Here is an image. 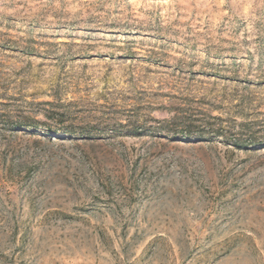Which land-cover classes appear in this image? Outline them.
Instances as JSON below:
<instances>
[{
    "label": "rangeland",
    "instance_id": "rangeland-1",
    "mask_svg": "<svg viewBox=\"0 0 264 264\" xmlns=\"http://www.w3.org/2000/svg\"><path fill=\"white\" fill-rule=\"evenodd\" d=\"M0 264H264V0H0Z\"/></svg>",
    "mask_w": 264,
    "mask_h": 264
}]
</instances>
